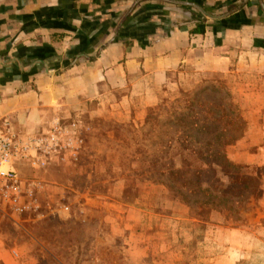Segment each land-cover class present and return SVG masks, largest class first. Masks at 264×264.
I'll return each mask as SVG.
<instances>
[{"label":"rangeland","instance_id":"1","mask_svg":"<svg viewBox=\"0 0 264 264\" xmlns=\"http://www.w3.org/2000/svg\"><path fill=\"white\" fill-rule=\"evenodd\" d=\"M198 1L212 15L244 4ZM138 2L139 19L146 18L141 7L151 1ZM252 2L259 6V0ZM188 10L198 21L207 18ZM257 15L264 17V12ZM172 16L193 19L179 11ZM242 65L236 57L229 72L181 74L158 102L137 114L133 104L119 107L108 96L89 102V111L59 116L37 129L18 128L37 135V151L15 163L29 207L21 214L0 211V264H264V234L257 231L264 165L240 157L257 149L243 143V107L249 102L243 93L263 88L264 81L257 69L251 68V75ZM258 100L251 97V102ZM211 107L229 115L216 124L237 121L241 127L242 135L225 152L248 176L238 179L220 171L217 177L224 183L238 181L232 194L221 202V211L205 208L194 217L195 198L182 186L174 187L183 192L179 196L165 183L169 167L179 166L180 153L185 154L180 144L196 145L195 125L213 120L207 112Z\"/></svg>","mask_w":264,"mask_h":264},{"label":"crops","instance_id":"2","mask_svg":"<svg viewBox=\"0 0 264 264\" xmlns=\"http://www.w3.org/2000/svg\"><path fill=\"white\" fill-rule=\"evenodd\" d=\"M138 1L0 0V115L17 128L37 129L89 111V102L108 96L119 107L133 104L137 114L158 102L181 74L229 72L236 57L264 81V17L252 0L204 21L188 10L200 12L190 4L200 6L198 0H165V6L150 0L141 7L147 16L142 19ZM247 7L254 12L244 16ZM173 11L193 19H177ZM243 94L249 101L243 143L257 149L240 157L264 165V87ZM254 96L259 103L251 102ZM258 204L263 236L264 183Z\"/></svg>","mask_w":264,"mask_h":264},{"label":"trees","instance_id":"3","mask_svg":"<svg viewBox=\"0 0 264 264\" xmlns=\"http://www.w3.org/2000/svg\"><path fill=\"white\" fill-rule=\"evenodd\" d=\"M263 12L259 4L257 13ZM226 96L229 94L226 93ZM207 112L213 120L199 126L195 125L194 131L199 135L197 137L199 139L195 141L196 145L180 144L185 154L180 153L179 166L172 163L169 167L167 171L169 183H165V186L171 191L178 190L179 196L183 192L180 189H174V187L182 186L187 193L195 198L194 207L187 204L191 209L194 208V217H201L205 208L221 211V202L227 200L228 196L232 194L234 189L232 185L238 181L231 179L227 181V184L224 183L217 177L220 171L225 174H235L238 179H247L248 176L247 173H241L240 169L243 166L229 160L225 152L226 147L232 145L242 135L241 127L236 125L237 121L226 122L227 124L221 126L216 124V121L229 117L224 109L211 107ZM236 119L243 120L237 115ZM206 134L213 135L218 139L215 142L205 140L203 136ZM228 167H232L234 170H229ZM259 186L260 184H258V190ZM256 194H258L257 189L254 192L255 197H257ZM185 202L187 201L185 200Z\"/></svg>","mask_w":264,"mask_h":264},{"label":"built area","instance_id":"4","mask_svg":"<svg viewBox=\"0 0 264 264\" xmlns=\"http://www.w3.org/2000/svg\"><path fill=\"white\" fill-rule=\"evenodd\" d=\"M53 134L51 138L53 139ZM37 151V135L14 126L8 115H0V211L21 214L28 207L26 189L15 163L30 152ZM15 255V250L12 251Z\"/></svg>","mask_w":264,"mask_h":264},{"label":"water","instance_id":"5","mask_svg":"<svg viewBox=\"0 0 264 264\" xmlns=\"http://www.w3.org/2000/svg\"><path fill=\"white\" fill-rule=\"evenodd\" d=\"M169 1H172V0H169ZM175 2L186 3L185 1H175ZM190 4H192L193 6H195L201 12V14L203 16L207 17V18H210V19L213 18V19H215V18H220V17L224 16V15H212V14L206 12L202 7L198 6L197 4H194V3H190ZM262 7L264 9V5L263 4H262Z\"/></svg>","mask_w":264,"mask_h":264}]
</instances>
